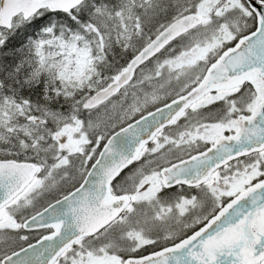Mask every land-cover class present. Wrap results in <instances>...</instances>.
I'll return each mask as SVG.
<instances>
[{
    "label": "snow or ice",
    "instance_id": "obj_1",
    "mask_svg": "<svg viewBox=\"0 0 264 264\" xmlns=\"http://www.w3.org/2000/svg\"><path fill=\"white\" fill-rule=\"evenodd\" d=\"M0 264H264V0H0Z\"/></svg>",
    "mask_w": 264,
    "mask_h": 264
},
{
    "label": "flooded vegetation",
    "instance_id": "obj_2",
    "mask_svg": "<svg viewBox=\"0 0 264 264\" xmlns=\"http://www.w3.org/2000/svg\"><path fill=\"white\" fill-rule=\"evenodd\" d=\"M33 242H35V241H33Z\"/></svg>",
    "mask_w": 264,
    "mask_h": 264
}]
</instances>
